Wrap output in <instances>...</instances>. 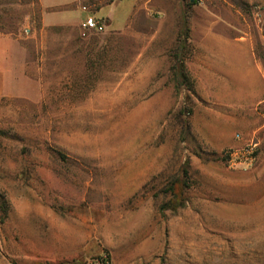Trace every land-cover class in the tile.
<instances>
[{
    "label": "rangeland",
    "instance_id": "1",
    "mask_svg": "<svg viewBox=\"0 0 264 264\" xmlns=\"http://www.w3.org/2000/svg\"><path fill=\"white\" fill-rule=\"evenodd\" d=\"M154 1L82 38L0 0V264H264V102L171 71L216 17L264 68V0Z\"/></svg>",
    "mask_w": 264,
    "mask_h": 264
},
{
    "label": "crops",
    "instance_id": "2",
    "mask_svg": "<svg viewBox=\"0 0 264 264\" xmlns=\"http://www.w3.org/2000/svg\"><path fill=\"white\" fill-rule=\"evenodd\" d=\"M123 1L34 0L44 22L49 25L78 26L84 18V11L99 13L105 10V15L100 17L107 21L109 27L116 10L122 9ZM163 1L180 7L184 0ZM130 2L131 7L125 17V26L135 6L151 7L162 13L166 12L162 7L163 3L158 1L130 0ZM83 6L87 10H83ZM228 11L231 12L230 8ZM204 13L215 14L212 9L205 10ZM241 26L245 27V24ZM233 27L232 23L219 17L204 21L190 20L189 35L184 40L180 39L181 44L188 48L185 65L194 78L196 91L213 93L227 108L256 109L264 102V68L255 55V39L250 33L231 36L220 31V28Z\"/></svg>",
    "mask_w": 264,
    "mask_h": 264
},
{
    "label": "built area",
    "instance_id": "3",
    "mask_svg": "<svg viewBox=\"0 0 264 264\" xmlns=\"http://www.w3.org/2000/svg\"><path fill=\"white\" fill-rule=\"evenodd\" d=\"M198 1H202V0H198ZM82 9L87 10L85 6H83ZM107 25L108 24L106 23L104 18L96 17L94 15H87L78 24L79 36L84 38V37H87L90 33L103 32L105 28L107 27ZM27 31L28 29L25 30V32ZM255 146H256L255 143H251L248 146L247 152H252ZM102 263L108 264L106 261H102Z\"/></svg>",
    "mask_w": 264,
    "mask_h": 264
},
{
    "label": "trees",
    "instance_id": "4",
    "mask_svg": "<svg viewBox=\"0 0 264 264\" xmlns=\"http://www.w3.org/2000/svg\"><path fill=\"white\" fill-rule=\"evenodd\" d=\"M189 3H193V2H189ZM186 37H187V34L185 35V38ZM185 38H183V40ZM179 42H181V40ZM175 57H177L176 62L174 65H172L171 71L173 73L174 80L176 81V85L179 86L181 84H187L188 87H190V89H191V86L189 85L190 80H191L190 79V73L188 72V70L184 64V61L182 59L183 57L178 56V55H175ZM101 261H105V259L101 258Z\"/></svg>",
    "mask_w": 264,
    "mask_h": 264
},
{
    "label": "water",
    "instance_id": "5",
    "mask_svg": "<svg viewBox=\"0 0 264 264\" xmlns=\"http://www.w3.org/2000/svg\"><path fill=\"white\" fill-rule=\"evenodd\" d=\"M190 2H194L195 0H189Z\"/></svg>",
    "mask_w": 264,
    "mask_h": 264
}]
</instances>
